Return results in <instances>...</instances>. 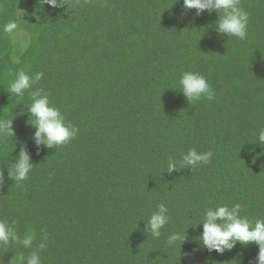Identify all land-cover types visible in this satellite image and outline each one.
<instances>
[{"label":"trees","instance_id":"trees-1","mask_svg":"<svg viewBox=\"0 0 264 264\" xmlns=\"http://www.w3.org/2000/svg\"><path fill=\"white\" fill-rule=\"evenodd\" d=\"M64 2L0 0V119L15 132L0 137V219L32 231L33 248L47 234L42 264H258L255 243L209 252L195 225L223 204L264 219V0H240L244 40L218 34V12L197 16L183 0ZM21 70L43 73L29 91L42 88L79 129L68 144L34 143L29 91H8ZM186 71L207 78L213 100L178 90ZM22 147L34 164L17 184L8 167ZM193 148L212 151L210 163L169 174V158ZM161 203L170 221L153 238L144 220ZM177 232L186 240L169 247ZM30 251L0 246V264Z\"/></svg>","mask_w":264,"mask_h":264},{"label":"clouds","instance_id":"clouds-1","mask_svg":"<svg viewBox=\"0 0 264 264\" xmlns=\"http://www.w3.org/2000/svg\"><path fill=\"white\" fill-rule=\"evenodd\" d=\"M43 5L62 7L65 2L64 0H40V6L43 7ZM183 7L187 10L195 9L197 16L205 11L210 15L213 12H218L219 18L214 24L218 34L236 37L240 40L247 38L249 16L240 7V0H183ZM17 27L16 22H9L4 26V31L11 34ZM42 77L43 73L41 72L29 75L21 70L11 82L8 91L17 98L23 97L25 92L31 90ZM178 83V90L190 102L202 98L211 101L215 97V91L207 78L199 72L186 71L182 73ZM29 95L32 98V103L27 112L30 119L34 117V120L29 123L36 129L32 139L38 148L44 146L49 149H58L76 137L79 129L71 122L66 121L60 109L50 102L48 94L42 88L29 91ZM12 125V120L0 119V137L15 134ZM257 142L264 146V129L258 133ZM212 157V151L198 152L195 148L189 149L179 160L169 158L167 172L171 174L186 168L194 170L200 165L210 163ZM33 164L30 153L22 147L16 162L8 167L9 178L17 184L25 181L33 169ZM3 181V170H0V186L3 185ZM240 211L239 203L232 206L223 204L207 208L202 222L195 225L203 224V232L198 240L209 252L215 251L221 254L226 250H232L238 242L244 246L255 243L259 247L258 264H264V219H256L253 222L247 216H241ZM144 221H146L145 232L153 238H159L161 230L170 221L169 208L163 203L159 204L157 210ZM34 240L35 236L32 231L21 236L14 227V222L9 223L0 219V246L15 243L23 248L31 249L27 256L23 254L17 256L15 264H42L40 251L46 248L48 236L45 234L42 242L38 243L35 248H33ZM185 240L186 236L178 232L167 237L169 247L174 246L177 241L183 243Z\"/></svg>","mask_w":264,"mask_h":264}]
</instances>
